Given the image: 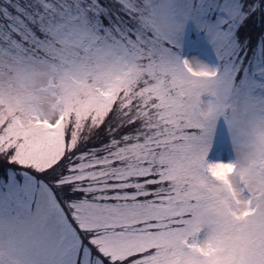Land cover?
I'll list each match as a JSON object with an SVG mask.
<instances>
[{
  "label": "snow or ice",
  "instance_id": "obj_1",
  "mask_svg": "<svg viewBox=\"0 0 264 264\" xmlns=\"http://www.w3.org/2000/svg\"><path fill=\"white\" fill-rule=\"evenodd\" d=\"M0 264H264V0H0Z\"/></svg>",
  "mask_w": 264,
  "mask_h": 264
}]
</instances>
